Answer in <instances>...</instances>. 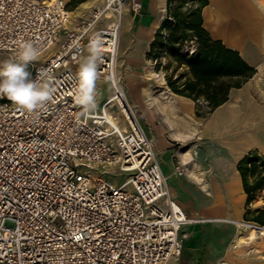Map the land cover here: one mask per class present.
<instances>
[{
    "label": "built area",
    "instance_id": "1",
    "mask_svg": "<svg viewBox=\"0 0 264 264\" xmlns=\"http://www.w3.org/2000/svg\"><path fill=\"white\" fill-rule=\"evenodd\" d=\"M127 4L140 12L137 0H92L72 18L66 0H0V53L56 44L31 72L51 79L50 101L29 114L0 98V264H178L194 220L170 196L117 76ZM94 39L113 90L85 113L74 96ZM174 169L185 173L179 159ZM114 170L128 178L113 184L103 173Z\"/></svg>",
    "mask_w": 264,
    "mask_h": 264
},
{
    "label": "crops",
    "instance_id": "2",
    "mask_svg": "<svg viewBox=\"0 0 264 264\" xmlns=\"http://www.w3.org/2000/svg\"><path fill=\"white\" fill-rule=\"evenodd\" d=\"M137 1L139 13H133L130 4L125 8L119 73L123 67L150 61L146 53L165 16L167 0ZM207 1L202 9L204 28L237 50L256 70L254 75L231 88L226 102L201 116L192 99L170 90L167 109L161 98L150 101L146 89L133 82L129 84L136 87L138 100L133 99L131 89L129 99L135 110H141L140 117L136 116L142 127H148L144 131L154 143L170 196L194 220L182 226L187 238L178 264H255L250 256L244 257L247 242L234 247L238 233L234 223L244 221L247 210L264 208V186L247 205L237 167L251 150L264 156V0ZM154 104L157 109H152ZM177 159L183 162L185 173L175 172ZM255 242H264V235Z\"/></svg>",
    "mask_w": 264,
    "mask_h": 264
},
{
    "label": "trees",
    "instance_id": "3",
    "mask_svg": "<svg viewBox=\"0 0 264 264\" xmlns=\"http://www.w3.org/2000/svg\"><path fill=\"white\" fill-rule=\"evenodd\" d=\"M83 1L70 0L69 8ZM207 3V0H167L165 16L146 53L147 60L155 62L156 72H163L168 89L192 99L199 116L226 102L231 88L240 87L256 71L237 50L214 39L204 28L202 9ZM200 101L205 103L204 111L200 109ZM237 167L249 205L264 186V156L251 150ZM245 220L264 225V208L247 210Z\"/></svg>",
    "mask_w": 264,
    "mask_h": 264
},
{
    "label": "clouds",
    "instance_id": "4",
    "mask_svg": "<svg viewBox=\"0 0 264 264\" xmlns=\"http://www.w3.org/2000/svg\"><path fill=\"white\" fill-rule=\"evenodd\" d=\"M102 51L101 42L94 39L89 44L88 55L83 58L78 69L74 99L85 113L94 111L97 106L95 82ZM38 56L37 47L30 41H21L15 58L0 62V98L6 97L21 111L29 114L50 101L55 91L50 78H33L29 71V65Z\"/></svg>",
    "mask_w": 264,
    "mask_h": 264
},
{
    "label": "rangeland",
    "instance_id": "5",
    "mask_svg": "<svg viewBox=\"0 0 264 264\" xmlns=\"http://www.w3.org/2000/svg\"><path fill=\"white\" fill-rule=\"evenodd\" d=\"M89 5V4H88ZM87 5V6H88ZM79 7V6H78ZM81 7V5H80ZM83 9V7H81ZM72 13L70 16L73 18L77 13V8H72ZM61 35V34H60ZM61 37V36H60ZM56 46V44H55ZM56 50V49H55ZM52 51L49 48L42 54L38 56V59L31 62L29 65V71L32 72L33 65L38 64L42 62L45 59H48L52 55ZM9 57L6 54L0 53V62H3L5 60H8ZM165 61V59L163 60ZM119 68H117V76L119 77L120 85L124 89L128 99H131L130 95V89L132 92L133 99L138 100V94L136 87H131L129 83L133 82L135 83L140 89L144 88L148 92L147 98H149L150 101L154 100V98L159 97L161 98V101L163 102L166 109L168 108L167 103L169 101L167 97L168 87L165 82L164 74L163 72H156L155 70V62L150 60L149 62L140 64L138 67H132L128 69L121 68V73H119ZM151 71V73L149 72ZM150 73V74H149ZM95 87L97 91L99 92V96L96 97V100L98 101V106L100 103L106 98V96L113 90L111 83L108 81L105 77L98 76ZM130 87V88H129ZM129 99V101H130ZM131 103V102H130ZM132 105V104H131ZM157 104H154L152 106V109H157ZM200 109L201 111H204L206 109L205 103L203 101H200ZM136 115L140 117V111L138 108L135 110ZM144 130L148 132V127L144 125ZM104 177L112 182L113 184L119 185L122 182H124L128 178L127 173H121L119 171H106L103 173ZM251 223H245L247 226L256 225L261 226L259 223L251 221V220H244ZM242 222V221H241ZM255 223V224H253ZM257 226V225H256ZM263 226V225H262ZM238 231V228H237ZM248 230H246L247 232ZM245 232V231H243ZM245 232V233H246ZM263 235L258 234V239H255L256 241H261ZM255 240H246L247 244H245V247L247 248V252L244 253V257L250 256L252 260H254L255 264H264V242L262 243H256ZM244 242V243H245ZM243 244V243H242ZM240 244V245H242ZM254 245V246H253ZM239 245H236V242L234 244V247H237Z\"/></svg>",
    "mask_w": 264,
    "mask_h": 264
},
{
    "label": "bare ground",
    "instance_id": "6",
    "mask_svg": "<svg viewBox=\"0 0 264 264\" xmlns=\"http://www.w3.org/2000/svg\"><path fill=\"white\" fill-rule=\"evenodd\" d=\"M89 3H90L89 0H88V2L85 1L81 4V7H85ZM262 5L264 6V1H263ZM81 7L77 9L78 12H82ZM50 49H51L52 53H54L55 49H56L55 44H53L50 47ZM149 72L151 73V71H149ZM235 225L238 228V231H237L238 233L235 236V241H234V242H236V245H240V244L244 243L246 240H255L258 238V234L264 235V225L263 226L262 225L261 226L251 225L249 227L241 221H235ZM246 230H248V231L246 232ZM243 231H245L246 233Z\"/></svg>",
    "mask_w": 264,
    "mask_h": 264
}]
</instances>
